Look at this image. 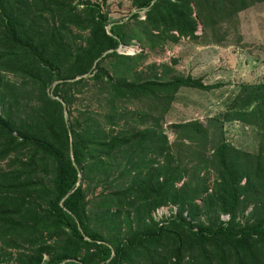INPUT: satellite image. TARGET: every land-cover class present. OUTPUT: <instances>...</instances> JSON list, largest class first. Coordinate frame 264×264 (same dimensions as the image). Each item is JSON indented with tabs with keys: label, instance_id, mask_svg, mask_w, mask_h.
Masks as SVG:
<instances>
[{
	"label": "trees",
	"instance_id": "1",
	"mask_svg": "<svg viewBox=\"0 0 264 264\" xmlns=\"http://www.w3.org/2000/svg\"><path fill=\"white\" fill-rule=\"evenodd\" d=\"M131 1L135 25L91 0H0V264H264V82L241 85L219 133L197 120L173 124L175 142L160 125L116 132L125 103L164 116L181 89L221 86L168 64L139 74L143 51L121 44H223L264 0ZM91 95L111 112L73 116ZM231 121L256 128V153L227 141Z\"/></svg>",
	"mask_w": 264,
	"mask_h": 264
},
{
	"label": "rangeland",
	"instance_id": "2",
	"mask_svg": "<svg viewBox=\"0 0 264 264\" xmlns=\"http://www.w3.org/2000/svg\"><path fill=\"white\" fill-rule=\"evenodd\" d=\"M91 1L101 4L103 11L109 15L111 24L113 22H128V24L135 25L133 14L137 10L133 7L131 0ZM229 31L228 39L223 44L210 42L207 45H195L188 39L182 38L176 43L167 42L156 49L145 47L136 40L132 44L124 46L121 51L126 54L133 55L143 51L137 62V70L142 72L139 74L150 75L152 73L151 66L156 65L159 70V65L168 64L180 73L201 77L207 84H221V86L211 91L193 88L181 89L171 103L170 110L164 116L158 114L155 116L149 113L146 107L147 103L144 101L125 103L120 107V111H123L125 116L120 122L121 125L117 126L119 128H116V132L122 128L160 125L169 136L170 141L175 142L178 140L177 133L172 127L173 124L197 120L209 128L210 134L219 133L221 123L215 119H222L227 107L240 92L241 85L264 82V2L241 12ZM10 78L15 79L14 76H10ZM90 98L78 100L71 107L73 116H76V110L83 106H90L93 110H98V114L101 115L111 112L110 105L100 106L97 101L99 98H95L93 95ZM65 116L66 118L70 116L67 111H65ZM100 119L105 123L104 117ZM142 119L144 123L141 121ZM223 128L227 141L235 147L250 153L258 151L259 134L256 128L241 121L227 122ZM192 166L193 163L190 167ZM196 173H199L204 179L208 177V183L212 187L215 179L213 170L203 169ZM100 191L101 187L96 191V195ZM198 201L201 203L200 200ZM252 208L251 205L246 210L247 215ZM173 213H177L176 205L161 207L153 215L157 221H161ZM208 218V215H202V220ZM221 218L228 220L229 216L221 215ZM9 264L14 263L10 262Z\"/></svg>",
	"mask_w": 264,
	"mask_h": 264
},
{
	"label": "water",
	"instance_id": "3",
	"mask_svg": "<svg viewBox=\"0 0 264 264\" xmlns=\"http://www.w3.org/2000/svg\"><path fill=\"white\" fill-rule=\"evenodd\" d=\"M123 47H124V45H123V44H121V46H120L119 50H122V49H123Z\"/></svg>",
	"mask_w": 264,
	"mask_h": 264
}]
</instances>
